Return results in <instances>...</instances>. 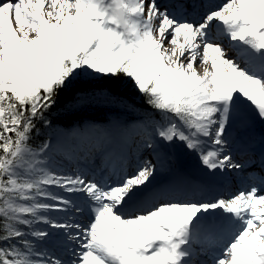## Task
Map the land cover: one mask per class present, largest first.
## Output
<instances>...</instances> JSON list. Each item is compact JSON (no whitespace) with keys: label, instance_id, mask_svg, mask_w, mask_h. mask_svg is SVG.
I'll return each instance as SVG.
<instances>
[{"label":"snow or ice","instance_id":"6c2138e0","mask_svg":"<svg viewBox=\"0 0 264 264\" xmlns=\"http://www.w3.org/2000/svg\"><path fill=\"white\" fill-rule=\"evenodd\" d=\"M127 80L147 106L135 122L42 133L54 107L127 106ZM257 122L264 0H0V264H264ZM176 147L207 181L155 183Z\"/></svg>","mask_w":264,"mask_h":264},{"label":"trees","instance_id":"16d2710c","mask_svg":"<svg viewBox=\"0 0 264 264\" xmlns=\"http://www.w3.org/2000/svg\"><path fill=\"white\" fill-rule=\"evenodd\" d=\"M119 95L123 97V99L127 103L134 102L135 105H137L140 109H144L147 106L143 103V97L140 95V93L131 87V81L127 80L124 81L121 84ZM75 111L69 112L67 111L63 106L60 107H54L51 112L48 114V119L53 121V125L57 121H67V122H73V121H82L85 119L84 114H74ZM50 131V129H42V133H47ZM40 138H37L36 142L38 143Z\"/></svg>","mask_w":264,"mask_h":264},{"label":"bare ground","instance_id":"6f19581e","mask_svg":"<svg viewBox=\"0 0 264 264\" xmlns=\"http://www.w3.org/2000/svg\"><path fill=\"white\" fill-rule=\"evenodd\" d=\"M256 125V142H259L260 134L264 132V125L258 123ZM181 160L183 161L184 166L194 168L203 167L199 162L198 156L188 150H185L184 154L181 155Z\"/></svg>","mask_w":264,"mask_h":264},{"label":"rangeland","instance_id":"374dc122","mask_svg":"<svg viewBox=\"0 0 264 264\" xmlns=\"http://www.w3.org/2000/svg\"><path fill=\"white\" fill-rule=\"evenodd\" d=\"M105 109L106 107L102 104V101H99L88 108L81 109L80 111L93 117L89 119V126H95L97 128L103 129L104 128L103 126L105 125L103 124V122L98 121V119H96V116L102 113V111ZM171 154L174 156L173 149Z\"/></svg>","mask_w":264,"mask_h":264}]
</instances>
